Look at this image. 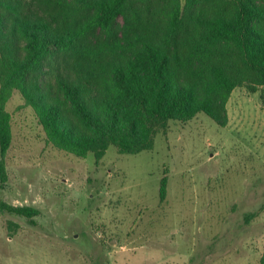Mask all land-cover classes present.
<instances>
[{
  "label": "trees",
  "instance_id": "16d2710c",
  "mask_svg": "<svg viewBox=\"0 0 264 264\" xmlns=\"http://www.w3.org/2000/svg\"><path fill=\"white\" fill-rule=\"evenodd\" d=\"M239 87H264V0H0V183L14 91L48 144L99 162L110 147L150 151L170 122L199 113L225 127Z\"/></svg>",
  "mask_w": 264,
  "mask_h": 264
},
{
  "label": "rangeland",
  "instance_id": "374dc122",
  "mask_svg": "<svg viewBox=\"0 0 264 264\" xmlns=\"http://www.w3.org/2000/svg\"><path fill=\"white\" fill-rule=\"evenodd\" d=\"M264 87L233 90L228 123L170 122L154 148L96 162L45 140L14 91L0 202V264H259L264 252ZM1 158V157H0ZM168 179L159 201L160 180ZM255 217L247 219V215Z\"/></svg>",
  "mask_w": 264,
  "mask_h": 264
}]
</instances>
